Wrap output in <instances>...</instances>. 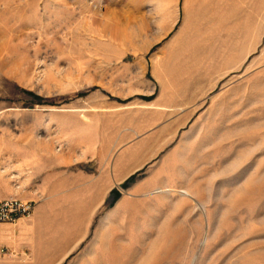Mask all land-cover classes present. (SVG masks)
<instances>
[{"label": "rangeland", "instance_id": "obj_1", "mask_svg": "<svg viewBox=\"0 0 264 264\" xmlns=\"http://www.w3.org/2000/svg\"><path fill=\"white\" fill-rule=\"evenodd\" d=\"M10 198L0 264H264V0H0Z\"/></svg>", "mask_w": 264, "mask_h": 264}, {"label": "built area", "instance_id": "obj_2", "mask_svg": "<svg viewBox=\"0 0 264 264\" xmlns=\"http://www.w3.org/2000/svg\"><path fill=\"white\" fill-rule=\"evenodd\" d=\"M32 204L19 199L0 200V226L14 225L32 213ZM6 254V248L0 243V258Z\"/></svg>", "mask_w": 264, "mask_h": 264}, {"label": "crops", "instance_id": "obj_3", "mask_svg": "<svg viewBox=\"0 0 264 264\" xmlns=\"http://www.w3.org/2000/svg\"><path fill=\"white\" fill-rule=\"evenodd\" d=\"M11 229L10 225H1L0 226V243L3 245L7 242V235Z\"/></svg>", "mask_w": 264, "mask_h": 264}, {"label": "bare ground", "instance_id": "obj_4", "mask_svg": "<svg viewBox=\"0 0 264 264\" xmlns=\"http://www.w3.org/2000/svg\"><path fill=\"white\" fill-rule=\"evenodd\" d=\"M181 193H184V192H181Z\"/></svg>", "mask_w": 264, "mask_h": 264}]
</instances>
